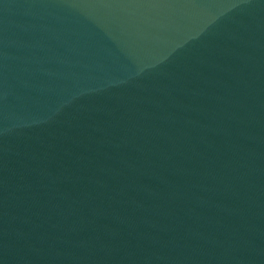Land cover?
<instances>
[{
    "label": "water",
    "instance_id": "95a60500",
    "mask_svg": "<svg viewBox=\"0 0 264 264\" xmlns=\"http://www.w3.org/2000/svg\"><path fill=\"white\" fill-rule=\"evenodd\" d=\"M0 264H264V0H0Z\"/></svg>",
    "mask_w": 264,
    "mask_h": 264
}]
</instances>
